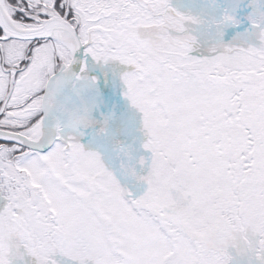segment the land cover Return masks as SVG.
<instances>
[{
	"label": "snow or ice",
	"instance_id": "obj_1",
	"mask_svg": "<svg viewBox=\"0 0 264 264\" xmlns=\"http://www.w3.org/2000/svg\"><path fill=\"white\" fill-rule=\"evenodd\" d=\"M0 264H264V0H0Z\"/></svg>",
	"mask_w": 264,
	"mask_h": 264
}]
</instances>
